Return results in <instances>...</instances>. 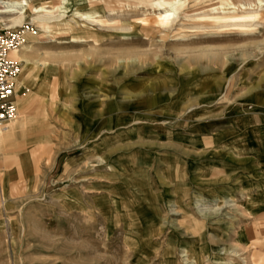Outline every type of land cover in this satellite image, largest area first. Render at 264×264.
Wrapping results in <instances>:
<instances>
[{
    "label": "rangeland",
    "instance_id": "1",
    "mask_svg": "<svg viewBox=\"0 0 264 264\" xmlns=\"http://www.w3.org/2000/svg\"><path fill=\"white\" fill-rule=\"evenodd\" d=\"M29 1L0 264H264L263 0Z\"/></svg>",
    "mask_w": 264,
    "mask_h": 264
},
{
    "label": "bare ground",
    "instance_id": "2",
    "mask_svg": "<svg viewBox=\"0 0 264 264\" xmlns=\"http://www.w3.org/2000/svg\"><path fill=\"white\" fill-rule=\"evenodd\" d=\"M78 1H80V0H59L58 4H56L50 8L45 7V6L34 7V8H32V12L34 15L32 18V21H34V22H32V23L38 24V26H40L41 28H47L49 25L58 24L59 22L62 21V19L65 18V16L67 15L71 5L74 3H77ZM179 3H180V0H176L175 4H173L171 6L172 9L171 10L169 9V11L164 12V16L162 17V20H161L162 25H168L170 22H172L174 19L177 18L175 8H176L177 4H179ZM263 3H264V0L260 1L258 6L260 8H262V6H264V5H261V4H263ZM30 4H31V2L29 0H0V26L6 28L7 30L14 29V28H23L25 25V18H26L28 9L30 7ZM217 8H219V7H217ZM73 15H74V17L76 16L79 19H81L82 21L88 22L89 25H91V26H94V25H96V23H98L94 14H83V13L76 11L73 13ZM242 18L245 20H248V21H252L255 19L254 13H252V14L249 13L248 15H246ZM231 19H234V18H231ZM238 24H240V23H238ZM78 31L80 33L87 34L84 29L78 30ZM30 35H31V33L29 31H26L24 33L25 42H26V38ZM87 35H88V38L90 40H92L93 42L97 41L95 38L96 35H92V34H90V35L87 34ZM80 40H81V42H84V39H80ZM24 43L22 45H20L17 49H15L14 51L11 52L10 55L14 61L26 49V47L23 46ZM15 62H17V61H15ZM17 63H19V62H17ZM20 73H21V71H20ZM19 76H20V74H19ZM19 76L17 77L16 81L18 80ZM17 87H18V83H17ZM19 116H20V113H18L17 117H19ZM13 120H12V123H10L11 121L7 123V125L10 123L8 126L6 125L4 127H0V145L3 141V136L7 133V131L10 130V128L13 125L16 124V121L15 120L13 121ZM23 123L24 122L20 123V127L22 126ZM3 143H5V142H3ZM212 200L216 204L219 203V201L216 199H212ZM229 202H232V201L229 200ZM148 220L149 219H147V224H150V222ZM192 227L196 231V233H198V231H199L198 227H196V226H192ZM222 251L223 250H221L220 252H222ZM184 253H185L184 257L186 258V261L189 264L190 263L196 264L195 257L193 255H191L190 253H187L186 251H184ZM221 261H223L222 262L223 264H231V262L220 259V257H219V259H215V262H221Z\"/></svg>",
    "mask_w": 264,
    "mask_h": 264
},
{
    "label": "built area",
    "instance_id": "3",
    "mask_svg": "<svg viewBox=\"0 0 264 264\" xmlns=\"http://www.w3.org/2000/svg\"><path fill=\"white\" fill-rule=\"evenodd\" d=\"M28 28L7 30L0 26V127L17 116V77L20 64L11 58V52L25 42L24 33Z\"/></svg>",
    "mask_w": 264,
    "mask_h": 264
},
{
    "label": "crops",
    "instance_id": "4",
    "mask_svg": "<svg viewBox=\"0 0 264 264\" xmlns=\"http://www.w3.org/2000/svg\"><path fill=\"white\" fill-rule=\"evenodd\" d=\"M15 121H16V124L13 125L10 128V130L7 131V133L3 136V140L6 138V142H9L11 139L15 138L18 133L22 132L25 128H27V126L29 124H31V116L29 115L28 112H20V116L19 117L16 116ZM22 122H24V123L20 127V123H22ZM45 140H47L46 137H45ZM253 245H254V243H252V246Z\"/></svg>",
    "mask_w": 264,
    "mask_h": 264
}]
</instances>
